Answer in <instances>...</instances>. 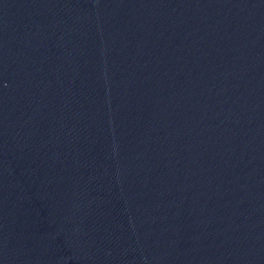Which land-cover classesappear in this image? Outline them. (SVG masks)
Returning <instances> with one entry per match:
<instances>
[{"label": "water", "instance_id": "95a60500", "mask_svg": "<svg viewBox=\"0 0 264 264\" xmlns=\"http://www.w3.org/2000/svg\"><path fill=\"white\" fill-rule=\"evenodd\" d=\"M0 264H264V0H0Z\"/></svg>", "mask_w": 264, "mask_h": 264}]
</instances>
